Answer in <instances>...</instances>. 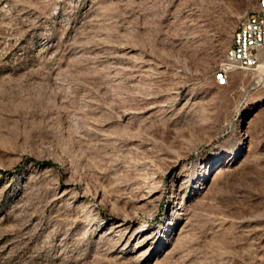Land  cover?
<instances>
[{
    "label": "rangeland",
    "instance_id": "1",
    "mask_svg": "<svg viewBox=\"0 0 264 264\" xmlns=\"http://www.w3.org/2000/svg\"><path fill=\"white\" fill-rule=\"evenodd\" d=\"M258 0H0V264H264Z\"/></svg>",
    "mask_w": 264,
    "mask_h": 264
},
{
    "label": "built area",
    "instance_id": "2",
    "mask_svg": "<svg viewBox=\"0 0 264 264\" xmlns=\"http://www.w3.org/2000/svg\"><path fill=\"white\" fill-rule=\"evenodd\" d=\"M264 51V0H259L255 11L243 22L239 40H233V48L226 63L216 72V81L225 85L232 68L250 69L259 66Z\"/></svg>",
    "mask_w": 264,
    "mask_h": 264
},
{
    "label": "bare ground",
    "instance_id": "3",
    "mask_svg": "<svg viewBox=\"0 0 264 264\" xmlns=\"http://www.w3.org/2000/svg\"><path fill=\"white\" fill-rule=\"evenodd\" d=\"M259 2V0H258ZM245 22V20L243 21ZM243 22H241L237 28L235 29L234 33H233V37H232V41H231V49H230V52L232 51V48H233V40H239V37H240V31H241V27L243 26ZM230 52H229V57H230ZM224 65V64H223ZM222 65V66H223ZM221 69V68H220Z\"/></svg>",
    "mask_w": 264,
    "mask_h": 264
}]
</instances>
